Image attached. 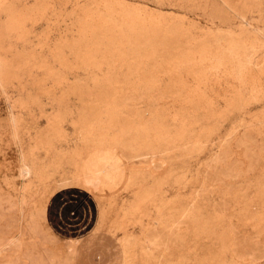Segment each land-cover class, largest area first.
Wrapping results in <instances>:
<instances>
[{"label":"rangeland","instance_id":"rangeland-1","mask_svg":"<svg viewBox=\"0 0 264 264\" xmlns=\"http://www.w3.org/2000/svg\"><path fill=\"white\" fill-rule=\"evenodd\" d=\"M0 264H264V0H0Z\"/></svg>","mask_w":264,"mask_h":264},{"label":"bare ground","instance_id":"bare-ground-1","mask_svg":"<svg viewBox=\"0 0 264 264\" xmlns=\"http://www.w3.org/2000/svg\"><path fill=\"white\" fill-rule=\"evenodd\" d=\"M237 45H238V44H237ZM238 46H239V45H238ZM238 46H237V47H238ZM237 47H236V48H237ZM256 47H257V46H256ZM232 48H234V47H232ZM241 48H242V46H240V49H241ZM245 48H246V47H245ZM245 48H243V50H244ZM252 48H253V47H252ZM232 50H233V49H232ZM232 50H231V51H232ZM235 50H236V49H235ZM238 50H239V49H238ZM229 51H230V50H229ZM231 51H230V52H231ZM240 51H241V50H240ZM240 51H239V52H240ZM244 51H245V50H244ZM247 51H248V50H247ZM206 52H207V51H206ZM210 52H211V51H210ZM230 52H229V54H230ZM233 52H235V51H233ZM243 53H244V52H243ZM238 54H239V53H238ZM241 54H242V52H240V55H241ZM203 55H204V53H203ZM206 55H207V54H206ZM210 55H211V54H210ZM218 55H219V54H218ZM222 55H223V54H222ZM245 55H246V54H245ZM228 56H229V55H228ZM231 56H232V54H231ZM247 56H248V55H247ZM206 57H207V56H206ZM206 57H205V58H206ZM208 57H209V56H208ZM213 57H214V56H213ZM213 57H212V58H213ZM221 57H222V56H221ZM236 57H237V55H236ZM239 57H240V56H238V59H239ZM248 57H249V56H248ZM201 58H202V57H201ZM217 58H218V57H217ZM231 58H232V57H231ZM240 58H241V57H240ZM236 59H237V58H236ZM210 61H211V60H210ZM226 61H227V60H226ZM236 61H237V60H236ZM238 61H240V60H238ZM241 61H243V60L241 59ZM214 62H215V61H214ZM217 62H218V61H217ZM227 62H228V61H227ZM215 63H216V62H215ZM219 64H220V63H219ZM219 64H218V65H219ZM233 64H234V63H233ZM243 64H244V63H243ZM214 65H215V64H214ZM236 65H237V64H236ZM245 65H246V64H245ZM224 66H225V65H224ZM232 66L235 67V65H232ZM215 67H216V66H215ZM238 67H239V66H238ZM225 68H226V66H225ZM236 68H237V66H236ZM242 68H243V66H242ZM244 68H245V67H244ZM235 70H236V69H235ZM232 71H233V70H232ZM240 72H241V71H240ZM234 74H235V72H234ZM230 76H231V75H230ZM200 98H201V96H200Z\"/></svg>","mask_w":264,"mask_h":264}]
</instances>
